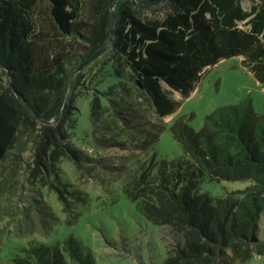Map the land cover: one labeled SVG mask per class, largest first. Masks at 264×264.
<instances>
[{"label":"trees","instance_id":"1","mask_svg":"<svg viewBox=\"0 0 264 264\" xmlns=\"http://www.w3.org/2000/svg\"><path fill=\"white\" fill-rule=\"evenodd\" d=\"M162 1L137 0L144 7ZM253 1L246 9L241 0H167L171 10L164 16L142 18L132 0H120L110 47L77 73L58 120L73 74L111 37L115 0H90L87 15L84 0H0V65L11 70L12 83L38 117L54 120L39 121L0 68V166L20 160L28 143L74 221L80 214L57 163L71 161L97 183L111 175L149 222L170 230L173 242L162 264H245L263 253L264 112L255 111L251 97L216 109L200 131L186 117L176 118L170 131L182 154L169 159L157 149L168 129L163 119L180 107L165 84L189 97L210 68L234 57L264 84V0ZM43 6L50 14H38ZM87 106L90 135L102 143L103 129L113 138L105 145L130 151L116 163L78 147L77 137L90 133L78 134V114ZM206 180L251 185L215 196L203 190ZM12 264H91V258L71 236L22 247Z\"/></svg>","mask_w":264,"mask_h":264},{"label":"rangeland","instance_id":"2","mask_svg":"<svg viewBox=\"0 0 264 264\" xmlns=\"http://www.w3.org/2000/svg\"><path fill=\"white\" fill-rule=\"evenodd\" d=\"M84 3L83 12L87 15L90 0H84ZM241 3L249 9L254 1L241 0ZM170 10L171 5L166 0L157 8L141 10V17H162ZM38 14L50 13L43 6ZM240 61L239 57L225 59L210 68L189 97L183 98L179 92L164 85L169 95L180 101V107L163 119L168 129L157 145L160 156L170 159L182 154L180 144L170 131L176 118L186 117L190 127L200 131L205 118L216 109L241 103L248 97L252 98L256 112H264V84L259 83ZM80 90L86 91L84 87ZM146 106L154 112L151 102L146 101ZM78 118L79 136L90 132L86 140L76 139L78 147L85 152L103 158L109 164L130 153L105 145L107 139L113 138L103 129H99L98 136L102 143L90 135L92 125L88 106L81 109ZM24 146L20 160L9 159L0 166V264H12L22 247L42 242L55 244L71 236L80 242L84 255L91 258V264L163 263L173 242L170 230L149 222L136 204L124 196L119 181L107 175L104 183H97L94 177L78 171L71 161L57 163L62 176L60 180L68 191L66 196L73 210L80 214L74 221L72 214L64 212L57 188L51 186L53 178L46 176L43 168L37 169L31 146L28 143ZM250 185V181L206 180L203 190L220 196ZM259 237L264 240L263 216ZM245 264H264V252L256 253Z\"/></svg>","mask_w":264,"mask_h":264},{"label":"water","instance_id":"3","mask_svg":"<svg viewBox=\"0 0 264 264\" xmlns=\"http://www.w3.org/2000/svg\"><path fill=\"white\" fill-rule=\"evenodd\" d=\"M120 0H115L114 5H113V9H112V28H111V37L108 40V42L100 49L98 50L95 54H93L90 58H88L86 61H84L79 68L75 71V73L73 74L72 80H71V86L64 104V108L62 110V114L60 115V117L58 118V120H60L62 118V116L64 115L67 106L69 104L71 95H72V91H73V87H74V83H75V78L78 72H80V70H82L87 64H89L90 62L94 61L96 58L100 57L104 52H106L108 50V48L110 47L114 37H115V30L117 27V5L119 3ZM134 5L139 8L140 10H149V9H154L157 8L159 6H161L166 0H163L159 5L157 6H148V7H144L141 6L137 0H132ZM0 68L5 69L7 72V76H6V80L9 84V86L12 88L14 94L16 95V97L30 110V112L41 122L49 124V123H54V120H50V121H44L42 120L40 117H38V115L34 112V110L32 109V107L29 105V103L24 99V97L20 94V92L17 90V88L15 87V85L12 83V77H11V70L9 68H7L6 66H2L0 65Z\"/></svg>","mask_w":264,"mask_h":264}]
</instances>
